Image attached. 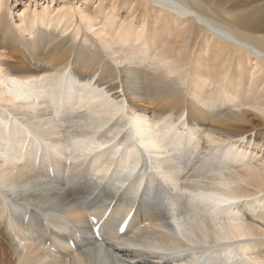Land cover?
Returning <instances> with one entry per match:
<instances>
[{"label":"bare ground","instance_id":"6f19581e","mask_svg":"<svg viewBox=\"0 0 264 264\" xmlns=\"http://www.w3.org/2000/svg\"><path fill=\"white\" fill-rule=\"evenodd\" d=\"M199 186L250 199L186 229ZM236 213L200 264H264V0H0V264H188Z\"/></svg>","mask_w":264,"mask_h":264},{"label":"snow or ice","instance_id":"6c2138e0","mask_svg":"<svg viewBox=\"0 0 264 264\" xmlns=\"http://www.w3.org/2000/svg\"><path fill=\"white\" fill-rule=\"evenodd\" d=\"M97 131L99 132V137L97 138V142L92 144L89 154L95 153L98 155H103L105 158H107L108 153L111 151V147H114L115 145L111 140L102 139L104 136L103 130L98 129ZM117 152H119V149H117ZM221 187H223V185ZM190 195L193 198L198 199L201 204L207 206L205 209L206 214H211L214 216H223L225 213L233 215L230 212L231 206L238 204L240 200L250 199L241 197L238 200L232 198L228 193L220 194L215 191L210 193L192 192ZM235 216L236 218L229 219L227 224L214 221L216 227V232L212 234L215 237L214 242L209 239L208 234H204L200 245H196L194 243L191 249H177L173 254L182 256L184 253L190 250L198 251L202 253L199 260L189 261L188 264H200V261L203 260L204 256L209 254L216 255L218 249L227 247L234 241L244 240L245 237L242 235V233L245 231V225L242 219L239 218L238 213H236ZM125 223H127V221H125ZM120 230H123V228L121 227ZM204 264H208V262L204 261Z\"/></svg>","mask_w":264,"mask_h":264},{"label":"rangeland","instance_id":"374dc122","mask_svg":"<svg viewBox=\"0 0 264 264\" xmlns=\"http://www.w3.org/2000/svg\"><path fill=\"white\" fill-rule=\"evenodd\" d=\"M144 161V160H143ZM147 165L149 164L147 161H144ZM83 169H81L79 172H82ZM102 236H105V235H102ZM99 242V241H98ZM0 257L1 258H9L10 257V253L9 251H7V249L4 247V245H1L0 246Z\"/></svg>","mask_w":264,"mask_h":264}]
</instances>
